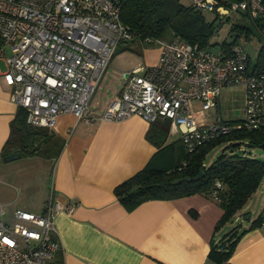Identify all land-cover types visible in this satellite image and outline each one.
Wrapping results in <instances>:
<instances>
[{"label": "built area", "instance_id": "obj_1", "mask_svg": "<svg viewBox=\"0 0 264 264\" xmlns=\"http://www.w3.org/2000/svg\"><path fill=\"white\" fill-rule=\"evenodd\" d=\"M190 2L197 10L216 13L220 23L238 9L247 10L253 20L264 18L260 0H240L229 7L215 0ZM122 4L123 0H0V59L5 66L0 78L10 87L9 99L26 110L28 124L52 130L62 113L85 123L135 115L150 124L166 118L188 151L237 130L264 126V67L252 65L243 45L233 42L211 50L179 38H146L159 45L155 64L123 70L117 94L93 116L90 99L117 45L136 38L121 20ZM258 31L264 34V28ZM235 86L243 92L241 114L223 116V93ZM192 101L199 102L200 113L215 109L210 122L199 121ZM202 119L208 121L205 115ZM220 186L216 181L215 187ZM62 208L52 189L42 213L0 198V264H49L61 248L54 214Z\"/></svg>", "mask_w": 264, "mask_h": 264}, {"label": "crops", "instance_id": "obj_2", "mask_svg": "<svg viewBox=\"0 0 264 264\" xmlns=\"http://www.w3.org/2000/svg\"><path fill=\"white\" fill-rule=\"evenodd\" d=\"M9 88L0 78V164L7 162L1 148L17 109L9 99ZM114 96L100 109L90 108V113L99 115ZM204 115L211 120L215 114ZM148 127L146 120L135 115L85 123L71 113H62L52 129L64 140L58 156L26 155L38 170L20 181L32 198L21 206L42 213L50 189L63 204L54 214L61 248L49 264H219L208 252L234 226L237 231L247 230L226 263L264 264V223L248 228L264 213V179L232 220L217 229L223 209L211 196L152 198L131 208L116 197L115 186L139 171L156 151L146 138ZM173 132L180 137L170 127L167 142L174 140ZM0 198L15 200L2 190Z\"/></svg>", "mask_w": 264, "mask_h": 264}, {"label": "trees", "instance_id": "obj_3", "mask_svg": "<svg viewBox=\"0 0 264 264\" xmlns=\"http://www.w3.org/2000/svg\"><path fill=\"white\" fill-rule=\"evenodd\" d=\"M215 1L217 5L229 7L240 0ZM260 2L264 6V0ZM237 13L243 21L231 23L235 36L232 41L222 42L221 45L238 42L239 35L248 37L251 32H255L263 44L251 62L253 66L264 67V34L258 31L259 28H264V18L259 16L253 20L247 10L238 9L234 14ZM120 17L138 39H159L170 34L171 38H179L200 47L211 45L210 38L216 30L215 22L220 23L216 13H212V19L208 20L204 11L195 9L191 2L186 5L182 0H123ZM2 44L0 38V46ZM169 129L170 120L166 118L149 124L146 138L156 147V151L139 171L115 186L116 197L126 207L131 208L147 199H173L195 193L212 197V192L215 191V199L223 209L215 229L221 227L232 220L264 179V161L245 150L234 151V148L241 144L255 147L264 142V126L237 130L204 142L193 151L185 148L181 137L167 142ZM234 142H239V145H232ZM222 143L228 145L226 149L230 148V151L225 153V149L206 164V153ZM63 144V138L52 130L28 124L26 110L17 106L9 122V134L1 148V155L4 157L19 152L22 155L54 159ZM199 172H203L202 176L196 180L192 179ZM186 175L191 178L189 181L172 182ZM216 181L221 183L219 188L215 187ZM261 218L262 215L253 219L248 228L260 223ZM236 228L237 226H234L223 234L219 241L212 243L208 252L210 259L219 264H228L226 262L237 240L247 230L237 231Z\"/></svg>", "mask_w": 264, "mask_h": 264}, {"label": "rangeland", "instance_id": "obj_4", "mask_svg": "<svg viewBox=\"0 0 264 264\" xmlns=\"http://www.w3.org/2000/svg\"><path fill=\"white\" fill-rule=\"evenodd\" d=\"M182 2L186 5L190 4V0H182ZM204 15L208 20L212 19V12L204 11ZM236 21H243L239 13L232 14L222 23H218L217 21L215 22L216 30L210 38L211 45H209V47L211 50H217L222 42L228 43L233 40L235 31L231 30V23ZM170 38L171 35L167 34L162 39L169 40ZM237 39L250 55L251 61H253L258 53L259 47L263 44L262 40L255 34V32H251L248 37H245L243 34H241ZM5 46L7 47V44H5ZM158 48L159 45L157 42H148L138 38H134L127 42H120L111 56L90 99L89 108L95 107L100 109L101 107L105 106L109 98L117 94L120 88L121 72L123 70H129L140 65H154L157 60V54L159 50ZM3 64L4 62L0 60V68L2 69L4 68ZM242 93V89L239 86H235L224 91L220 110L223 116L237 117L241 114ZM190 106L194 112H200L201 107L199 102L192 101ZM213 113L215 114L214 108H210L208 111H203L199 115V121L210 122L209 120H203L202 115L207 114L209 117H211ZM171 135L172 137L176 138L178 134L173 132ZM224 145L225 144L222 143L221 145H217L208 151V153L205 155V163L207 164L215 159L216 156L221 153V148ZM241 149L245 150L246 152H250V154L255 156L257 159L264 161V149L258 146L247 147L244 144H241L240 146H236L234 151L237 152ZM229 151L230 148L226 149L225 153H228ZM1 163L0 191L2 190L7 194H10L13 199L15 198L13 205L37 212L38 210L36 209H32L27 206H21V204L25 203V201L30 202L32 198L28 197L30 190L22 187L20 183L21 180L26 179V177L29 176L30 171L32 173V170H38L37 166L34 165L35 161L30 160L28 156L23 155L7 162L2 161ZM15 187L19 188V194H17Z\"/></svg>", "mask_w": 264, "mask_h": 264}, {"label": "water", "instance_id": "obj_5", "mask_svg": "<svg viewBox=\"0 0 264 264\" xmlns=\"http://www.w3.org/2000/svg\"><path fill=\"white\" fill-rule=\"evenodd\" d=\"M232 145H239V142H234ZM248 145V144H247ZM250 147H252L251 145H248ZM228 147V145H225L222 149H221V152H223L226 148ZM258 147L264 149V142H262ZM20 156V153L19 152H14V153H11V154H8L6 156L3 157V159L5 161H9V160H12L14 158H17ZM203 172H199L197 175L193 176L192 179L196 180V179H199L201 176H202ZM191 178L189 176H183L179 179H174L172 182L173 183H178L180 181H189Z\"/></svg>", "mask_w": 264, "mask_h": 264}]
</instances>
